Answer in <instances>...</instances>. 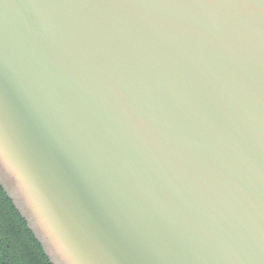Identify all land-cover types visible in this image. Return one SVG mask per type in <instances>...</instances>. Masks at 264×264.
<instances>
[{
    "label": "water",
    "instance_id": "95a60500",
    "mask_svg": "<svg viewBox=\"0 0 264 264\" xmlns=\"http://www.w3.org/2000/svg\"><path fill=\"white\" fill-rule=\"evenodd\" d=\"M0 184L53 264H264V0H0Z\"/></svg>",
    "mask_w": 264,
    "mask_h": 264
},
{
    "label": "trees",
    "instance_id": "16d2710c",
    "mask_svg": "<svg viewBox=\"0 0 264 264\" xmlns=\"http://www.w3.org/2000/svg\"><path fill=\"white\" fill-rule=\"evenodd\" d=\"M0 264H53L1 184Z\"/></svg>",
    "mask_w": 264,
    "mask_h": 264
},
{
    "label": "clouds",
    "instance_id": "9594fccd",
    "mask_svg": "<svg viewBox=\"0 0 264 264\" xmlns=\"http://www.w3.org/2000/svg\"><path fill=\"white\" fill-rule=\"evenodd\" d=\"M35 223H36L37 228L41 232H43L46 229V227H47L46 219L41 217V216H39V215L36 216ZM66 260H67V264H75L74 260L68 259L67 257H66Z\"/></svg>",
    "mask_w": 264,
    "mask_h": 264
}]
</instances>
